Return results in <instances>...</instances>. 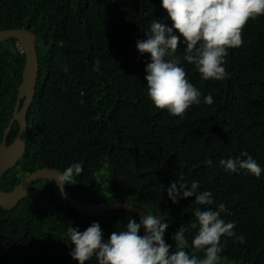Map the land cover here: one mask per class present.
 Returning <instances> with one entry per match:
<instances>
[{"label": "trees", "instance_id": "16d2710c", "mask_svg": "<svg viewBox=\"0 0 264 264\" xmlns=\"http://www.w3.org/2000/svg\"><path fill=\"white\" fill-rule=\"evenodd\" d=\"M155 19L171 27L161 0H0V31H31L38 60L26 150L2 176L0 190H13L38 169L63 172L80 163L82 173L67 185L73 198L132 203L158 216L169 224L164 240L172 253L173 235L194 222L198 207L193 198L169 200L167 188L182 175L212 192L215 204L224 203L231 215L223 218L244 237L243 243L221 238V264H264V171L256 178L219 163L246 152L264 169V16L247 23L240 47L228 49L222 81L204 80L183 60L181 37L176 55L202 93L183 116L155 108L147 95L150 57L136 42L146 39ZM16 44L0 42V143L22 80L24 56ZM209 94L211 105L203 102ZM18 131L14 123L7 146ZM129 219L139 223L125 211L81 215L49 181L38 180L15 208L0 207V264H78L70 256L71 226L83 232L98 223L107 241ZM196 231L186 233L189 245Z\"/></svg>", "mask_w": 264, "mask_h": 264}, {"label": "clouds", "instance_id": "9594fccd", "mask_svg": "<svg viewBox=\"0 0 264 264\" xmlns=\"http://www.w3.org/2000/svg\"><path fill=\"white\" fill-rule=\"evenodd\" d=\"M161 7L171 27L155 19L150 31L145 33L146 39L138 40L136 48L140 54L150 57L144 69L150 102L173 116H183L190 106L200 103L202 93L189 82L181 58L176 55L181 37L185 45L183 60L194 65L204 80L222 81L228 76L224 66L228 49L240 47L247 23L264 16V0H161ZM203 102L213 104L212 95L205 96ZM206 163L211 165L212 161L209 159ZM219 163L227 172L243 170L256 178L264 171L246 152ZM82 171L83 165L74 163L59 171L55 181L62 189L74 183ZM199 187L197 181L189 184L181 175L166 190L173 204L193 198L198 205L194 209V222L188 227L180 226L173 235L174 252L170 253L171 245L164 240L169 224L143 212L139 223L129 219L126 230L113 231L107 241L98 223L83 232L71 226L68 235L74 248L70 256L78 264H85L93 257L98 264H221L224 250L221 238L236 237L243 243L244 237H237L235 223L223 218L231 215L227 206L215 204L212 192L199 191ZM141 227L144 235H140ZM190 229L197 230L191 245L186 236ZM189 247L194 250L191 254L186 251ZM198 252L203 253L202 258Z\"/></svg>", "mask_w": 264, "mask_h": 264}, {"label": "water", "instance_id": "95a60500", "mask_svg": "<svg viewBox=\"0 0 264 264\" xmlns=\"http://www.w3.org/2000/svg\"><path fill=\"white\" fill-rule=\"evenodd\" d=\"M9 39H15L17 44L23 48L24 67L22 80L17 90L12 117L4 130L0 143V181L6 171L13 168L25 153L28 131L26 115L35 95L38 78V60L34 34L24 29L0 31V42ZM14 123L18 124L19 131L13 143L6 146L7 137ZM57 173H59L58 170L38 169L28 175L23 181H20L13 190L8 192L0 190V207L5 211L12 210L20 201L29 196L31 189L38 180H46L60 191L62 197L71 209L81 215L88 216L104 214L111 211H125L136 215L140 221L143 211L139 207L132 205V203L113 202L110 204H88L73 198L69 193L67 185H64L61 189L56 183L55 177ZM141 235H144L143 227H141Z\"/></svg>", "mask_w": 264, "mask_h": 264}, {"label": "built area", "instance_id": "2783aa9c", "mask_svg": "<svg viewBox=\"0 0 264 264\" xmlns=\"http://www.w3.org/2000/svg\"><path fill=\"white\" fill-rule=\"evenodd\" d=\"M16 48L19 53L23 54V48L20 45L16 44Z\"/></svg>", "mask_w": 264, "mask_h": 264}]
</instances>
